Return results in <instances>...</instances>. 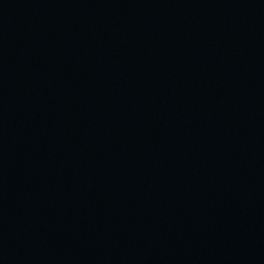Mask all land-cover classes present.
<instances>
[{
	"label": "water",
	"instance_id": "obj_1",
	"mask_svg": "<svg viewBox=\"0 0 264 264\" xmlns=\"http://www.w3.org/2000/svg\"><path fill=\"white\" fill-rule=\"evenodd\" d=\"M0 264H264V0H0Z\"/></svg>",
	"mask_w": 264,
	"mask_h": 264
}]
</instances>
